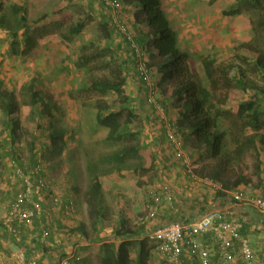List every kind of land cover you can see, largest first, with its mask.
<instances>
[{"label": "rangeland", "instance_id": "rangeland-1", "mask_svg": "<svg viewBox=\"0 0 264 264\" xmlns=\"http://www.w3.org/2000/svg\"><path fill=\"white\" fill-rule=\"evenodd\" d=\"M91 1H94V4L97 2V0H0V15L3 14L5 21L8 22L4 27H0V86L3 85L4 90L14 97L15 112L13 119L19 123L16 142L11 146L14 147L21 160L30 165V147L38 133V153L41 158L39 162L41 169L46 172L49 190H55L63 195V203L69 199L75 206L74 219H67L65 223L67 230L84 225L88 232L86 241H80L83 238L76 239L71 235L69 237L60 236L61 244L70 245L64 249L63 252L66 251L68 255L62 260L76 256L79 264H85L86 258L89 259V264H103L99 253L101 240L113 241V236L120 226L121 217H124L132 231L139 226H146L145 233H147L159 227L161 223H159V214L176 208V205L180 203L179 200H184V194H187L189 201L195 200L197 202L200 196L196 197L198 196L196 192L203 189L206 195H203L202 201L211 206L209 209H212L216 203L212 201L214 194L211 192V188L205 185L206 183L199 182L197 184L198 181L192 177L191 179L186 177V171L180 168L182 167L181 163L176 159L173 148L165 138L163 122L157 112L146 102L147 91L141 84L139 75L126 80L119 74L120 65L125 59L121 48H125V45L115 35L111 36L110 33H105L104 27L99 22V15L105 14L106 8H102L101 5L97 6L96 3L95 10L100 11V14L89 15L91 14L89 12ZM162 4L173 29L178 35L179 45L185 50L206 56V58L211 59L223 53L224 58L222 60L229 58L227 62H230L240 45L250 41L253 36L252 10L244 7L240 0H163ZM14 5L26 10L30 23L34 24L37 21L34 24L35 29L32 34L41 38L40 46L29 55L20 53L21 50L23 51L22 45L17 50L20 54L14 53L16 51V44L13 43L14 40L12 39L14 31L10 30V26H17L18 22V15L12 11ZM238 8H242L240 15H224L225 11ZM129 17L128 25L135 33L137 28L145 27L144 25L137 27L136 24H133L132 13ZM79 20L86 24L82 33L75 36L71 41L66 40V30ZM21 38H23L22 33ZM117 45L121 48L114 49ZM82 58L88 60V67L82 68L80 66ZM189 63L187 65L188 77L199 80L193 77V65ZM253 79L260 83L263 82L261 75L253 77ZM148 80L151 84L149 85L150 88L154 84L158 86V95L162 93L165 98H168V95L172 93L173 88L170 86V82L165 83L163 89L160 86V77L153 82L149 75ZM203 81L205 85L211 86L214 90L216 103L211 106V109L222 116L221 130L227 129L235 138H240L242 137L241 126L244 122L247 126L246 133L259 131L250 126L252 116L243 121L235 114V101L241 97L238 93L231 91L226 94L218 84L216 77L204 78ZM33 82H35L36 90H38L39 96H42L43 102L50 105L42 117L34 118L38 106L30 102L31 90L34 87ZM104 82H124L123 92L119 95L111 92L103 94L97 91L95 86ZM163 90L167 96L164 95ZM151 91L149 90V93ZM125 97L128 99L126 106L137 111L138 118L133 122L131 130L141 136L138 140L126 138L124 143L118 145L106 144L105 138L108 130L100 127L96 122L98 104L106 103L115 108V106L122 105ZM223 99L225 106L222 105ZM168 101L171 102L172 100ZM228 109L234 113L227 114ZM177 113L171 107L168 115H165L166 120L176 121ZM262 119L264 120V118ZM38 125L42 127V130H38ZM6 128L7 116L0 107L1 142L6 139ZM60 128L68 130L69 134L66 138L67 145H69L63 152L56 154L60 149V143L55 147L56 149L51 148L50 151L48 136L53 129L59 130ZM72 132H75V135L71 137ZM261 133L264 136V129ZM248 137L247 139L244 138L245 142L253 140V137ZM186 142L192 148L196 145L194 138ZM136 143H140L142 147L140 155L144 162L143 169L126 170L123 175H102L99 179L108 211L103 226H101L102 234H98L95 221L89 216V208L86 202L87 191L90 186V176L87 172L88 163L90 160L100 162V159L112 155L117 149L131 147ZM5 150L0 146V192L5 193L3 196L0 195V222L5 217L10 202L14 198V186L16 184L10 183L11 174L8 173L10 164L5 157ZM232 150L239 157L244 176L252 180V184L247 188L248 194L244 197L252 198L258 193L256 187L258 178L255 172V167L259 163L258 148L255 143H251L247 145L244 151H237L235 146ZM137 164V160L131 159L128 167L135 169ZM206 164L209 163L205 159L196 163L195 174L197 176H202L208 172L204 167ZM104 165L102 164L103 169L106 168ZM185 180L190 181L186 183ZM166 187L173 190L176 197L174 203L171 205L168 203L161 204L158 217L141 225L140 219L146 218L154 207V194L162 192ZM18 188H20L19 185ZM240 192L243 193V189ZM233 193L236 192H231L229 195L232 197ZM217 204L221 206L219 203ZM50 207L54 208L53 206ZM195 207L192 208V213L186 212L187 215L192 216L193 214V216L183 217L182 221L199 217L195 210H201V208ZM225 208L222 210L228 213V218L239 229V210L234 211L232 209L233 211H230L229 208ZM238 208H247L250 212H257L251 205ZM55 209L57 210L58 207ZM1 239L3 238L0 237V241H2ZM149 246L151 250L150 264H167L156 251L155 244L149 241ZM5 248L6 246L4 247L0 243V249ZM17 248L16 245H13V247L6 249L11 252ZM136 251V247L131 251L133 259L130 264H135ZM188 264L195 263L190 262Z\"/></svg>", "mask_w": 264, "mask_h": 264}, {"label": "trees", "instance_id": "trees-1", "mask_svg": "<svg viewBox=\"0 0 264 264\" xmlns=\"http://www.w3.org/2000/svg\"><path fill=\"white\" fill-rule=\"evenodd\" d=\"M120 1L123 4L120 9L121 20L131 33V38L129 35L120 32L118 26L114 22L112 10L106 7L101 0H97V6L101 5L102 8H106V13L100 14V11L95 10L96 3L94 4V1H91L89 3V12L91 14L89 15L95 16L96 14H100L99 22L104 27L105 33H110L111 36L115 35L120 41H123L125 48H121L119 45L114 48H121V52H123L125 56L119 71L117 70L122 78L128 80L132 79L135 75H139L141 84L147 91V96L149 90L151 91L153 88L157 102L167 113L170 111L171 107L178 112L177 120L173 121H175V129L180 133L184 141V148L188 156L192 159L194 164L204 159L209 163L204 165L205 170H208V172H205L202 176H198V178L210 182L212 181L215 183L216 187H219L213 189L214 196L212 201L217 202L225 198H230L232 199L231 201H234V198L231 197L229 193H241V189H243V193L241 194L247 196V188L252 184V180L244 176L240 167L239 157L232 148L235 146L237 151H244L247 145L251 143H255L259 155V163L255 167L258 178L256 186L258 193L252 198L264 196V136H262L263 133H261L264 129V120L262 119L264 118V0H240L244 7L248 10H252L251 25L253 36L250 41L240 45V48L234 52L232 56L233 60L230 62H227L229 58L222 60L224 58L223 53L209 59L206 58V56H201L183 49V47L179 45L178 35L166 15L165 8H163V0ZM12 11L18 15L17 26H10V30L14 31L12 34L13 43L16 44V51L14 53L29 55L40 46L41 38L32 34V31L35 29L34 24L37 23V21L34 24L30 23L26 10L21 7L14 5ZM131 13L134 19L133 24H136L137 27L142 25L145 26L142 29L137 28L136 33L132 30L130 25H128L130 20L129 15ZM241 13L242 8H238L236 10L225 11L224 15L236 16ZM7 23V20L5 21V16L1 14L0 27H4ZM85 26V22L79 20L76 24L69 27L66 30V40L71 41L75 36L81 34ZM21 33L23 34V38L20 39ZM20 41L22 42L20 43ZM21 45L23 51L21 50L19 53L17 50ZM188 62L193 65L194 71L191 70L194 72L193 77L199 80L188 77ZM88 63V60L82 58L80 66L86 68L89 66ZM122 65L123 67H121ZM143 66L153 82L160 77V86L163 89L164 84L170 82V86L173 89L172 93L168 95V98H165L162 93L158 95V86H156V84L152 85V88H150L145 76L142 74L141 67ZM258 75H261V78H263V84L253 79V77ZM214 77L218 79V84L224 89L226 94L234 91L241 96L235 101V114L243 121L249 119V116H252L250 126L257 129V131L259 130L258 132L246 133L247 126L244 122L241 126L242 137L239 136L240 138H235L227 129L221 130L223 125L222 116L219 113L213 112L211 109V106L216 103L214 90L211 86L205 85L203 81L204 78L212 79ZM123 83L124 82L99 83L95 86V89L103 94L111 92L121 95L123 92ZM33 85L34 87L30 94V102L38 106L34 118L42 117L45 115L50 105L49 103L43 102L42 96H39L35 82H33ZM163 92L165 91L163 90ZM164 95L167 96L166 92ZM13 99L14 97L4 90V86H0V107H2L7 116V136L4 142L0 140V146L6 149L4 151L6 152L5 157L10 164L8 173L11 175L15 174V168L11 166L12 162H15L16 166L31 175L33 189L36 190V193L39 192L38 195L41 194V196L47 200L51 195L59 193L55 190H49V188H41L42 180L45 179L47 181V179L46 172H44L43 169L40 171L36 170L40 165L39 161L41 159L38 153V133L31 143L30 165L23 162L14 150V147L11 146L16 142L17 130L19 127L18 121L13 119L15 112ZM167 99L172 100L173 103L172 101L169 102ZM127 103L128 99L125 97L121 103L122 105L115 106V108L106 103L98 104L96 122L100 127L108 130L105 138L106 144L118 145L124 143L126 138L138 140L141 136L139 133L131 130L133 122L138 117L136 114L137 111L126 106ZM147 104L149 105L148 102ZM171 104H173V106H171ZM222 105H226L224 99L222 100ZM231 113L234 112L228 109L227 114ZM38 128L39 131L42 130L40 125H38ZM68 134L69 132L65 128H60L59 130L53 129L48 136L50 151L51 148L56 149L55 147L60 143V149L56 154L63 152L69 145H67L68 142L66 138ZM74 135L75 132H72L71 137ZM248 136L253 137V140L245 142L244 138L247 139L249 138ZM192 138L196 140L194 148L190 147L186 142ZM141 152L142 147L140 143H136L131 147H121L117 149L112 155L100 159V162L89 161L87 172L90 176V186L87 191L86 202L89 208V216L95 221V226L97 228L96 232L98 234H102L101 226H103V221L108 211L102 184L99 179L102 175H123V172L126 170L135 171L143 169L144 162L140 155ZM173 153L178 162L181 163L182 167L180 168L185 171L186 168L183 166L181 160L177 158L174 149ZM131 159L137 160L138 164L135 169L128 167ZM105 162L106 164L104 165ZM102 164L106 166V168L103 169ZM182 179L181 177V180ZM187 181L190 180H185V182ZM10 183L14 185L12 181H10ZM18 185L20 188H18ZM20 189H22V180L18 179L14 186L15 194L19 192ZM0 195L3 196L5 193L0 192ZM190 202L192 204L189 205V207L193 208L196 205L198 208L199 205L202 211H207L209 209L203 201L198 202L197 200V202H195V200H191ZM179 204L177 207H180ZM182 213V209L178 210V208H171L166 213L159 214V223L161 222L159 227L171 222H181ZM67 219H70V217L67 215L64 206L59 210L47 208L41 218L38 217L30 226L20 229L17 235L9 234L3 235V237H10L18 248L34 256L42 251L48 252L49 248L54 249L56 254L60 256L57 260L52 262L49 261V263L45 264H58L68 255L66 251H63L70 246L60 243L61 235H63V237H69L71 235L76 237V239L83 238L80 241H86L88 237V232L84 225L74 227L68 231L65 224ZM119 225L120 226L115 232V236H113V241H108L107 239L101 240L102 243L99 248V253L102 257L103 264H130L132 260L131 251L134 247L137 249L135 264H150L151 250L149 241L145 237L146 226H139L132 231L128 227L124 217H121ZM240 234L242 237L246 238L248 233L242 231ZM236 247V251L234 250L233 253L237 258V256H239V245H236ZM85 264H89V259L86 258ZM258 264L263 263L259 262Z\"/></svg>", "mask_w": 264, "mask_h": 264}, {"label": "built area", "instance_id": "built-area-1", "mask_svg": "<svg viewBox=\"0 0 264 264\" xmlns=\"http://www.w3.org/2000/svg\"><path fill=\"white\" fill-rule=\"evenodd\" d=\"M104 5L112 10L113 19L119 30L123 34L129 35L127 26L122 22L120 9L123 6L120 0H101ZM142 68V74L148 80L145 67ZM147 102L157 112L162 122H164L167 141L173 147L175 154L181 160L188 174L198 182H204L212 188L216 187L212 181L199 179L195 174L196 165L188 156L184 148V141L180 133L175 129V124L171 120H166V111L157 102L156 94L152 90L147 97ZM12 167L15 168V174L10 176V181L16 183L18 179L22 180V189L15 194V198L10 202L7 213L2 221V226L8 234L17 235L20 227L30 226L35 219L41 218L47 208L53 206L55 209L65 207V211L70 218H74L76 210L71 200H65L61 194H53L45 200L41 194L38 195L33 189L32 178L20 167L12 162ZM38 171L41 166L37 167ZM42 189H48V181L42 180ZM37 196V197H36ZM234 201L237 203H246L251 205L257 212L264 215V196L255 198H245L241 193L233 194ZM176 197L172 189L166 187L162 192L156 193L153 196L154 207L146 218H141V225L148 220L158 217L161 204H173ZM203 215L194 218L183 220L181 222H173L164 226L156 227L145 233L148 241L155 244L156 251L162 256L167 264H232L234 262V248L239 245V254L242 256L246 264H258L254 250L249 239L242 237L238 228L228 218V213L222 210L219 205H214L212 209L207 210ZM213 228L219 231L221 241L219 244V259L214 260L213 250L205 243L201 237L210 232ZM0 264H40L37 260L29 258L23 249H17L11 253H4L0 250ZM58 264H79L76 256H71L62 260Z\"/></svg>", "mask_w": 264, "mask_h": 264}, {"label": "crops", "instance_id": "crops-1", "mask_svg": "<svg viewBox=\"0 0 264 264\" xmlns=\"http://www.w3.org/2000/svg\"><path fill=\"white\" fill-rule=\"evenodd\" d=\"M177 174H178V172H177ZM187 176L189 179H191V175L186 172V177ZM197 184H199V182ZM202 184H204V183H202ZM205 185L208 186V188H211V192L213 193L214 188H212L208 184H205ZM196 194L198 196H200L198 198V201H202L203 195H206V192L203 189H201V190H197ZM233 194H232V197H233ZM188 198L189 197L187 196V194H184V198H183L184 200L183 201H182V199L179 200L181 202L179 204L180 207H177L178 204L176 205V208H178V210L182 209V211H183V213L181 214V220L183 219V217L189 218V216H191V215H187V213H186L187 211L192 213V207H189V205H191V204L189 203L190 201ZM231 200L232 199H230V198H225V199L217 201L216 203H219L221 205L220 208L226 207L225 209L229 208L228 210H230V211L232 209H234V211L239 210V213H240V217H238L239 218L238 219L239 230H240V232L246 231L248 233L246 238L249 239V241H250V244H251V246L255 252V257H256L257 262L264 264V215L260 214L259 212H254V213L250 212L247 210V208H244V209L238 208L240 206H250V205L246 204V203H237V202H234ZM216 203H214V205H216ZM205 204L207 207H211V206L207 205V203H205ZM198 207H200V206L198 205ZM57 210H59V209H57ZM195 211L198 213V216H201L206 212V210L205 211L203 210L204 211L203 212L202 210H199V209L195 210ZM71 219H74V218H71ZM3 235H9V234L4 229H2V231L0 229V237L3 239H7V240L1 239L2 240V241H0L1 245H3L4 247L6 246L7 249H9L10 247H13V245L14 246L16 245L12 239L10 241V239H9L10 237L4 238ZM201 239L205 243H207L208 246L213 250L214 260L215 261L218 260L220 257V255H219V244H220V241L222 239L219 231L216 230L215 228H213L210 232H208L207 234L202 236ZM6 248L0 249V250L2 252H5V253H10L9 250H7ZM235 248H237V247H235ZM235 248H234V250L236 251ZM27 255L29 258L36 259L40 264L49 263V261L52 262L54 260H57V258L60 256V255L56 254L54 249H50V248H49L48 252L42 251L35 256L32 254H29V253H27ZM238 255L239 256H237V258L235 257L234 262L232 264H236V263L246 264V262H244L242 256L240 254H238ZM136 256H135V258H136ZM135 261H136V259H135Z\"/></svg>", "mask_w": 264, "mask_h": 264}, {"label": "clouds", "instance_id": "clouds-1", "mask_svg": "<svg viewBox=\"0 0 264 264\" xmlns=\"http://www.w3.org/2000/svg\"><path fill=\"white\" fill-rule=\"evenodd\" d=\"M166 114L168 115V113L166 112ZM161 119V118H160ZM171 121H172V119H170ZM162 121V120H161ZM173 122V121H172ZM163 125H164V122H163ZM165 138H166V135H165ZM167 139V138H166ZM168 142V141H167ZM169 143V142H168ZM169 145L171 146V144L169 143ZM172 147V146H171ZM173 148V147H172ZM196 165V164H195ZM196 171V170H195ZM187 172V171H186ZM3 221V220H2ZM2 221H1V225H0V229H1V231H2V229H4L3 228V226H2ZM22 228H24V226H22V227H20V229H22ZM20 229H19V231H20ZM12 235V234H11ZM17 249H21V248H17ZM16 249V250H17ZM25 251V250H24ZM11 252H13V251H11ZM10 252V253H11ZM26 252V251H25ZM5 253V252H4ZM27 253V252H26ZM33 259V258H32ZM36 260V259H35Z\"/></svg>", "mask_w": 264, "mask_h": 264}]
</instances>
